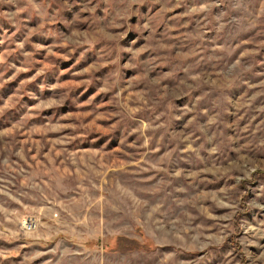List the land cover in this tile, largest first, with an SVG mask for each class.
<instances>
[{
  "label": "rangeland",
  "instance_id": "374dc122",
  "mask_svg": "<svg viewBox=\"0 0 264 264\" xmlns=\"http://www.w3.org/2000/svg\"><path fill=\"white\" fill-rule=\"evenodd\" d=\"M0 264H264V0H0Z\"/></svg>",
  "mask_w": 264,
  "mask_h": 264
},
{
  "label": "built area",
  "instance_id": "2783aa9c",
  "mask_svg": "<svg viewBox=\"0 0 264 264\" xmlns=\"http://www.w3.org/2000/svg\"><path fill=\"white\" fill-rule=\"evenodd\" d=\"M26 223H27V222H25V224H26ZM28 223L31 224L32 222L29 221ZM34 224H35V222L32 223V225H34ZM29 227H30V226H29ZM29 227H28V228H27V227H24V228L29 230V229H30ZM30 230H32V229H30Z\"/></svg>",
  "mask_w": 264,
  "mask_h": 264
}]
</instances>
